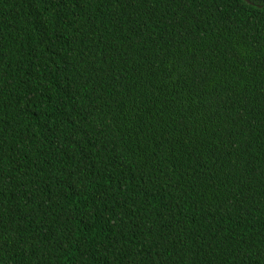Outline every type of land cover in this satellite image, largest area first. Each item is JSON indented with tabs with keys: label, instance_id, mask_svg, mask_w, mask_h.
Returning <instances> with one entry per match:
<instances>
[{
	"label": "trees",
	"instance_id": "trees-1",
	"mask_svg": "<svg viewBox=\"0 0 264 264\" xmlns=\"http://www.w3.org/2000/svg\"><path fill=\"white\" fill-rule=\"evenodd\" d=\"M0 0V264H264V0Z\"/></svg>",
	"mask_w": 264,
	"mask_h": 264
},
{
	"label": "water",
	"instance_id": "water-1",
	"mask_svg": "<svg viewBox=\"0 0 264 264\" xmlns=\"http://www.w3.org/2000/svg\"><path fill=\"white\" fill-rule=\"evenodd\" d=\"M247 3H249V4H253L252 2H251V0H245Z\"/></svg>",
	"mask_w": 264,
	"mask_h": 264
}]
</instances>
